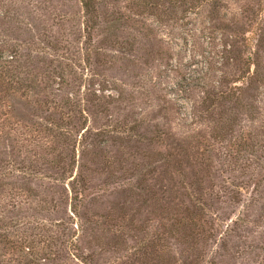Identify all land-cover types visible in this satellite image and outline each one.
Returning <instances> with one entry per match:
<instances>
[{"label": "rangeland", "instance_id": "obj_1", "mask_svg": "<svg viewBox=\"0 0 264 264\" xmlns=\"http://www.w3.org/2000/svg\"><path fill=\"white\" fill-rule=\"evenodd\" d=\"M263 3L0 0V264H264Z\"/></svg>", "mask_w": 264, "mask_h": 264}, {"label": "trees", "instance_id": "obj_2", "mask_svg": "<svg viewBox=\"0 0 264 264\" xmlns=\"http://www.w3.org/2000/svg\"><path fill=\"white\" fill-rule=\"evenodd\" d=\"M228 0H166L171 7L176 5H182L187 8L188 10H192L195 8L196 3H203L207 4L211 7L213 11L216 9L218 10L223 3H226ZM157 0H150V9H153L154 5L156 4ZM84 7L88 8V3L84 4ZM264 13V3L262 5H257V10H249V16L247 18V33L248 37L244 40V43L254 50L253 53H250V56L247 58L249 62V66L253 67V71L250 74L248 73V80L250 83L252 81L260 82L262 80V73H261V63H260V55L259 50L263 48L264 45V34L262 35V20H254L258 17H255L259 13Z\"/></svg>", "mask_w": 264, "mask_h": 264}]
</instances>
